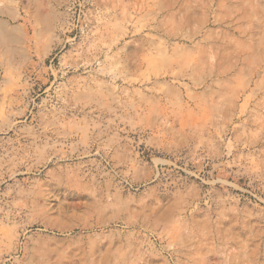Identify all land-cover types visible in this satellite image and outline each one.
Returning a JSON list of instances; mask_svg holds the SVG:
<instances>
[{
  "label": "rangeland",
  "instance_id": "1",
  "mask_svg": "<svg viewBox=\"0 0 264 264\" xmlns=\"http://www.w3.org/2000/svg\"><path fill=\"white\" fill-rule=\"evenodd\" d=\"M0 264H264V0H0Z\"/></svg>",
  "mask_w": 264,
  "mask_h": 264
}]
</instances>
